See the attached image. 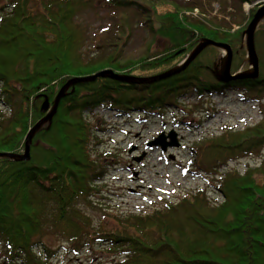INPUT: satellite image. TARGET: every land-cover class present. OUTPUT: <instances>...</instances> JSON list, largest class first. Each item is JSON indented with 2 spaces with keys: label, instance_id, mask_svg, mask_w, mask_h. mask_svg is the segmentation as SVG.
Returning <instances> with one entry per match:
<instances>
[{
  "label": "trees",
  "instance_id": "trees-1",
  "mask_svg": "<svg viewBox=\"0 0 264 264\" xmlns=\"http://www.w3.org/2000/svg\"><path fill=\"white\" fill-rule=\"evenodd\" d=\"M7 1L0 11V103L10 113H0V152L23 153L29 131L47 114L42 109L46 99L52 106L61 87L72 78L105 69L152 77L177 67L205 39L231 46L232 73L244 59L242 32L234 31L225 21L217 23V17H206L205 4L211 6L214 0L204 5L175 0H106L107 6L128 12L119 18L122 24L116 35L120 40L126 39L130 21L135 19L148 34L146 54L138 59L122 57L124 42L106 44L105 39L101 55H86L91 36L83 14L95 9L92 0ZM233 1L238 6L235 22L241 24L250 21L255 11L250 9L247 14L243 6L261 0ZM195 11L199 12L196 18L190 14ZM262 24L255 38L259 57L256 79L207 81L205 72L222 56L220 49L208 47L185 71L164 80L137 84L98 78L70 88L52 122L35 134L31 159L0 158V251L9 264H50L54 253L44 241L47 236H56L61 248L73 255L81 254L87 246L96 252V244L110 253H124L123 258L111 262L95 254L90 264H264V160L243 173H227L219 187L221 202L212 204L204 193H191L146 215L119 220L114 230L94 228L84 209L91 205L98 192L96 184L105 173L92 150L93 134L86 112L105 105L122 112L157 109L167 102V94L193 83L196 90L201 86L211 90L256 86L259 96L264 91ZM100 31L107 33L106 29ZM157 40L164 41V48L147 54ZM261 114L255 126L210 140L212 156L224 160L228 154L264 148V109Z\"/></svg>",
  "mask_w": 264,
  "mask_h": 264
},
{
  "label": "rangeland",
  "instance_id": "rangeland-1",
  "mask_svg": "<svg viewBox=\"0 0 264 264\" xmlns=\"http://www.w3.org/2000/svg\"><path fill=\"white\" fill-rule=\"evenodd\" d=\"M175 1L187 5L195 2L204 5L208 2ZM8 3L7 0H0V11ZM91 7L95 9L83 14V22L88 25L91 36L85 48L86 55H101L106 47L103 44L104 39L106 44L124 42L122 57L125 59H138L146 54L148 34L136 19L130 21L131 31L126 39L120 40L116 35L122 24L120 15H127L126 10L118 12L107 6L106 0H92ZM237 9L238 6L233 0H214L211 6L205 4L206 17H217V23L225 21L233 26L234 31L242 32L244 59L237 71L244 73L252 70L246 61L247 51L243 36L250 21L237 24V17L234 16ZM190 14L196 18L199 12ZM200 15L205 16L201 11ZM262 23L264 20L257 28L256 39ZM100 29H106L107 33L102 34ZM95 33L96 38L93 37ZM258 35L260 38V34ZM260 40L263 41L261 38ZM163 48L164 41L157 40L151 44L147 54ZM221 52V59L215 67L205 72L207 81H216L214 72L221 69L226 56L224 51ZM190 85L186 84L174 93L167 94V102L157 109L131 108L122 112L114 105H105L86 112L93 134L92 150L105 169L103 180L96 184L98 192L94 194L91 205L84 207L94 228L101 226L106 230H114L119 220L130 215H146L162 208L167 202L176 203L182 197L195 192L204 193L212 204L221 202L219 187L227 173H243L248 168L261 165L264 148L251 150L246 154L238 152L236 156L228 154L224 160H220L212 156L208 144L210 140L224 133L242 131L259 123L262 118L261 111L264 109V91L258 96L255 94L256 86L247 88L243 85H229L219 90L201 86L200 90H196V83ZM0 113L8 115L10 111L0 103ZM171 132L176 135L178 147L168 148L164 152L158 146H150L159 135L168 136ZM168 141L170 140L167 139ZM44 239L54 253L50 264H90L95 254L107 262L124 256L121 250L110 253L101 244H96V252L87 246L81 254L73 255L61 248L63 244L56 236H47ZM0 264H9L2 251Z\"/></svg>",
  "mask_w": 264,
  "mask_h": 264
},
{
  "label": "water",
  "instance_id": "water-1",
  "mask_svg": "<svg viewBox=\"0 0 264 264\" xmlns=\"http://www.w3.org/2000/svg\"><path fill=\"white\" fill-rule=\"evenodd\" d=\"M264 20V6L258 8L247 27L244 31L243 36L245 37V46L247 51L246 61L252 67L251 71L244 73H232V61H233V50L231 46L227 43L217 42L211 39L203 40L177 67L172 70L166 71L164 73L146 77L139 78L134 76L122 75L111 69L102 70L95 75L86 76V77H76L70 79L65 85L61 87L59 92L57 93L52 107L50 106L49 100L46 99L45 103L42 106V109L47 112L45 117L40 119L34 127L29 131L28 135L25 138V149L23 153H6L0 152V158H9L18 161H29L31 159L30 149L33 138L35 134L46 124L51 123L54 116L57 113L59 104L61 100L67 95L70 88H73L82 82H92L98 78H110L116 81L126 82V83H153L156 81L167 79L171 76L179 74L185 71L189 65L208 47L218 48L226 53L224 57V62L219 71L214 72V76L217 81L222 83H228L234 80L241 79H256L259 77V57L256 50L255 43V34L259 24ZM167 139L170 141L167 142ZM150 146H158L162 149V151L166 152L168 148L178 147L179 142L176 139V135L174 132H171L168 136L161 134L156 140L150 143Z\"/></svg>",
  "mask_w": 264,
  "mask_h": 264
}]
</instances>
